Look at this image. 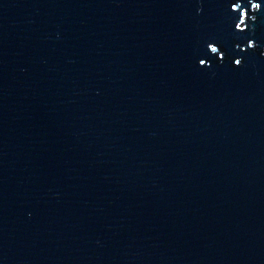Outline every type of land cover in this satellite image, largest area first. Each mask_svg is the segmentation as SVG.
<instances>
[{"label": "water", "instance_id": "obj_1", "mask_svg": "<svg viewBox=\"0 0 264 264\" xmlns=\"http://www.w3.org/2000/svg\"><path fill=\"white\" fill-rule=\"evenodd\" d=\"M0 264H264V0H0Z\"/></svg>", "mask_w": 264, "mask_h": 264}]
</instances>
